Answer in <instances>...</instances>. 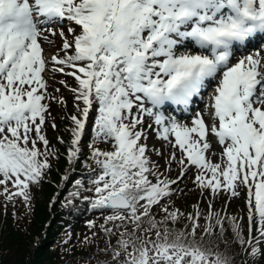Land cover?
Listing matches in <instances>:
<instances>
[{
	"label": "snow or ice",
	"instance_id": "1",
	"mask_svg": "<svg viewBox=\"0 0 264 264\" xmlns=\"http://www.w3.org/2000/svg\"><path fill=\"white\" fill-rule=\"evenodd\" d=\"M56 35L60 47L49 54L44 45ZM56 73L76 84L70 165L81 160L95 113L87 159L97 171L84 199L116 238L106 264H234L215 250L220 243L238 244L253 264L264 257V0H0V196L8 202L29 204L56 157L46 135L51 104L66 105L50 84ZM204 96L203 108L193 107ZM166 105L191 109L190 124L166 116ZM149 129L171 148L166 165L180 167L177 180L152 161ZM193 168L202 194L246 193L247 238L243 223L211 202L207 215L171 208L173 185Z\"/></svg>",
	"mask_w": 264,
	"mask_h": 264
},
{
	"label": "trees",
	"instance_id": "2",
	"mask_svg": "<svg viewBox=\"0 0 264 264\" xmlns=\"http://www.w3.org/2000/svg\"><path fill=\"white\" fill-rule=\"evenodd\" d=\"M55 88V87H53ZM65 98V93H60ZM67 97V96H66ZM68 102L72 98H68ZM62 106V105H61ZM67 109V105L62 106ZM56 110L53 112L58 120L68 121L67 112L64 113ZM68 110L72 111L71 105ZM71 127V126H70ZM46 135L50 141V147L56 150V157L51 159V169L45 175L43 181L38 185L31 187V201L25 204L22 198H17L14 202H6L0 197V264H106L109 261L111 252L105 253V249L109 243L115 244L116 238L106 237L101 231L100 226L104 223V216L99 211L91 209L90 204L84 197L90 196L88 189L91 187L89 180L92 174L91 169L85 166L92 165L91 160L87 159L90 155L89 143L87 146V155H82L81 160L75 165L67 162V149L69 147V132L61 133L58 130L51 129L48 124L46 127ZM58 138H62L64 143L58 142ZM176 166V167H175ZM174 163V169L177 168ZM172 168L170 172H174ZM170 175L166 173L165 176ZM65 177H68L65 180ZM80 180L83 187L77 188L75 181ZM53 182V183H52ZM52 184H57V190L54 193ZM183 184V183H182ZM175 184L173 185L174 195L171 197V208H178V195H186L182 198L188 200L191 193L195 198L198 195V189L194 184L191 185ZM188 186V187H187ZM61 188V193L59 189ZM56 189V188H55ZM73 189L74 192L79 191V197H72L69 201L63 197L65 191ZM37 194L42 195L43 199L39 201ZM53 195V197H51ZM35 198V202H33ZM214 211H227V207L218 198H214ZM202 201L199 208L204 215H207L208 205ZM185 214L193 213L194 206L187 203H180ZM221 214V213H220ZM231 215V207L228 216ZM162 214L157 216L161 219ZM94 221L95 227L89 228V222ZM243 223L244 236L246 238V222ZM203 223V220H201ZM187 221L183 218L176 227L183 228ZM227 227V225H225ZM108 227H113L111 224ZM39 235L38 241H34V237ZM229 239L232 238L231 233L228 234ZM229 258L233 259L234 264H253L247 254L243 252L238 244L232 243L225 245L219 244L215 249ZM262 257L257 264H262Z\"/></svg>",
	"mask_w": 264,
	"mask_h": 264
},
{
	"label": "rangeland",
	"instance_id": "3",
	"mask_svg": "<svg viewBox=\"0 0 264 264\" xmlns=\"http://www.w3.org/2000/svg\"><path fill=\"white\" fill-rule=\"evenodd\" d=\"M65 26H66V24H65ZM49 38L51 40H53L54 43L51 44V45L45 44L44 47H45L46 51L49 54H51V53L56 52L59 49L61 41H60L59 35L50 36ZM61 55H62V53H61ZM60 80H65L67 85H68V88H65L63 85H61L59 83ZM50 84L52 85V87H55V88L58 87L60 89V91L58 93H55V95L61 97L60 93H65V98H63V99L66 101L67 109L62 107L60 104L53 102L51 104V116L48 119L47 125L49 124L50 127H51V124L54 122L57 125V127H56V129H53L51 127V129L58 130L61 133L69 132V129L71 128L70 126H72V125H69L66 121L62 122V121L58 120L57 117L54 116L53 112L55 110L57 112H61L60 109H62L64 111V113H66L68 111L67 112V117H68L69 123L71 124L70 117L72 115L76 114L74 96H73V93L70 91L71 88L76 87L74 78L66 77V76H64V75H62L60 73H56L55 74V80H51ZM51 90H52V88H50V91ZM66 96L68 98H72L70 103L68 102V99H67ZM68 105H71V107L73 109L72 111L68 110ZM94 116H95L94 112L90 114L89 124L86 127L85 134H84V137L82 139V152H83V156L84 157L87 155V146H84L85 143L88 142L89 144H91V136H92L91 128H92ZM53 118H54V120H53ZM186 122H190V119L186 120ZM47 125H46V127H47ZM148 132H149V135H148L147 143H148L149 149L150 150L151 149H155L156 150V151H152L151 152L152 161L154 163L158 164L160 166V170L163 171L165 174L167 172L170 174V175H167V178L169 180L178 179L179 175H180V171H181L180 167L177 166V168L174 169V172L172 173L170 171H171L172 168H174V163L172 164L170 171L167 169V165H166L167 157L169 156V153L171 152V148L167 145V143L165 141H161V142L158 141L159 139L156 138V133H155L154 129H149ZM69 136L71 138L70 132H69ZM163 145H165L166 147H164ZM96 146L101 148L102 150H109L110 149V145H108V144H97ZM156 152H160V153H162V155H157ZM177 155L179 156V153H177ZM212 160H213V162H219V157L218 156H213ZM91 166L93 167V169H92L93 172L90 175V179L93 176H95L96 171H97L96 168H95V165L92 164ZM186 177H187V179L183 182L182 185H185L187 183V185L189 186V185L192 184V186L189 189H187L189 191V190H191L193 188V186L195 184L193 182L194 181V177H195V169L193 168ZM51 187H52V189L54 187V193H53V195H54L58 186H57V184H55V185L52 184ZM197 189H198V195L196 196V198H195L193 193H191V196H190V198L188 200H186L185 198H182V197H184L186 195H180V194L178 195V197H179L177 199L178 200V204H177L178 205V209L184 210L183 206L180 205V203H187V204H190L191 206H194L195 208L197 206H199L200 202H202V201L206 202L205 204H207V205L210 202L213 204L215 199H213V196H212V194L210 192H204L202 194L201 190L199 188H197ZM0 190H2V189H0ZM59 192L61 193V188L59 189ZM73 192H74L73 189H71L69 191H65V195H64L63 198L65 200L69 201L72 198L71 193H73ZM173 192H175V191L173 190ZM53 195L51 197H53ZM89 195L91 196V193ZM41 196L42 195L37 194V199H39L38 203H39V201H41L43 199V197H41ZM0 197H2V199L4 201H6L3 196H0ZM218 198L221 201H223V203H224L223 205L225 207H227V211H225V210L224 211H220L221 216H225V215L228 216V212H229L230 207H231V215H230V217H232V216L237 217L238 218L237 222H239L241 219L245 220V222H246V238H247V235H248V232H247V207H246V204H245L246 193L244 191H241V193H240V195L238 197H231L227 193H222V194L218 195ZM33 202H35V198H33ZM253 234H256L255 233V229L253 230ZM39 238H40L39 235L35 236L34 237V241H38ZM262 264H264V258H263Z\"/></svg>",
	"mask_w": 264,
	"mask_h": 264
}]
</instances>
